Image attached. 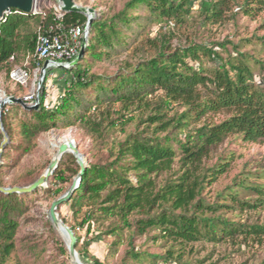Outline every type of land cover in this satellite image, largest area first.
Instances as JSON below:
<instances>
[{
	"label": "trees",
	"instance_id": "16d2710c",
	"mask_svg": "<svg viewBox=\"0 0 264 264\" xmlns=\"http://www.w3.org/2000/svg\"><path fill=\"white\" fill-rule=\"evenodd\" d=\"M196 1L129 0L114 15L95 18L83 58L73 69L66 70L71 76L64 82V94L55 109L46 106V91L40 97L38 109H26L20 103L3 108L2 120L11 141L15 132L21 136L20 145L13 149L24 152L32 150L37 137L52 128L79 124L98 133L108 122L106 128L125 130L124 126L138 118L133 114L135 111L150 109L146 117L140 118L137 130L118 144L116 158L108 163L90 164L71 199L58 208L62 220L78 238L76 249L83 261L88 247L81 242L80 229L88 225L90 231L95 220H114L110 232L116 234L117 239L109 256L119 250L125 230H133L134 235L159 231L153 238L181 244L207 241L217 245L238 236L264 235V225H246L226 215L231 207L257 209L264 206V168L245 171L235 177L226 193L229 198L223 193L217 201L210 202L203 195L207 186L230 170L233 161V156L222 157L217 163L208 165L207 159L214 147L231 135H239L253 143L264 141V60L241 52L225 59L217 48L227 50V42L211 46L197 42L175 45V31L169 29L170 22L176 26L186 24ZM235 5L239 7L237 13L233 11ZM199 8L205 22L223 23L237 14L255 18L264 11V0H201ZM54 18L52 11L11 13L1 23L0 74L9 73L27 54H34L39 29L48 28ZM86 20L83 13L69 12L63 22L82 25ZM31 24L35 25L34 29ZM148 24H156L159 29L155 37H146L147 47L153 50L146 56L147 47H140L139 42ZM258 41L264 50V35L258 37ZM135 44H138L139 56L125 59L117 72L93 71L97 63L113 61ZM11 55L16 57L14 64L9 62ZM203 58L214 65L204 66ZM251 60L261 66L260 81ZM35 66L32 61L30 68ZM159 93V100L153 106L152 98ZM117 105L120 109L114 111ZM19 112L25 117L15 125ZM114 113L119 116H113ZM221 114L226 117L218 122L212 120ZM140 124L145 127L141 129ZM7 150L5 147L0 164L2 187H5L2 172ZM69 158L72 165L65 164L62 159L48 188L40 189L53 195L54 200L67 192L66 185L72 180L70 175L79 170L75 157L69 154ZM177 159L176 178L159 187L157 177L173 171ZM131 173L136 175V180L131 178ZM40 190L31 194L0 192V264H5L15 249L20 218L27 208L26 200ZM243 191L256 195L254 201L243 200L240 197ZM222 198H231L234 205L223 203ZM63 205L69 206L75 216L82 214L78 225H72L62 216ZM132 215L139 217L132 221ZM54 238L69 257L67 246L55 235ZM128 256L132 264L150 261L153 264H191L175 263L172 249L163 255L132 249ZM92 261L93 264H106L97 258Z\"/></svg>",
	"mask_w": 264,
	"mask_h": 264
},
{
	"label": "rangeland",
	"instance_id": "374dc122",
	"mask_svg": "<svg viewBox=\"0 0 264 264\" xmlns=\"http://www.w3.org/2000/svg\"><path fill=\"white\" fill-rule=\"evenodd\" d=\"M77 4L86 9H94V18L102 15L110 17L121 11L129 0H75ZM197 0L192 10L188 22L182 26H176L170 22L169 29H174L175 36L173 43L175 45H189L190 43H204L209 46L214 43H226L227 50H222L223 57L226 59L228 55H237L238 52L249 53L256 59L264 60V50L258 41V37L264 35V11L260 12L255 18L237 14L234 19L223 23L205 22L200 15L199 3ZM242 2V0H239ZM58 0H36L38 11L48 13L54 10V6L58 4ZM239 7L234 6V12H238ZM234 12L230 13L232 15ZM86 17L87 14L83 13ZM32 29L35 28L31 24ZM159 29L158 25H147L141 32L140 47H147L146 37H155ZM164 28V31H167ZM232 41L233 44H230ZM138 44L131 46L129 51L120 56H116L113 61L100 62L93 67L94 72L113 74L119 70L125 59H136L139 56L137 51ZM235 46V47H234ZM238 46V50L236 47ZM148 49V50H147ZM147 55L153 53V50L147 47ZM141 53V52H140ZM204 59V66H213L214 63L208 59ZM191 63L192 61L189 60ZM22 59L18 65H23ZM257 79L260 81L263 76L261 66L255 61H250ZM15 64L13 65V67ZM12 67V68H13ZM44 63L40 66V72L37 76L31 67V79L27 85L17 84L10 77V72L4 71L0 74V98H8L11 96L21 98L29 106L40 107V97L46 91V106L49 109H55L60 103L64 94V82L71 75L62 69L48 71L45 80L42 82V71ZM36 79V80H35ZM35 80V81H34ZM160 93L152 99L153 106L158 102ZM12 103H7L10 105ZM120 106L117 105L114 111H118ZM150 109L142 112L137 110L133 114L137 115L134 121L121 127L106 128L108 122L103 124L98 133L90 132L81 125H73L69 127H59L50 129L41 133L35 140V146L32 150L24 152L20 149H13L21 143V136L17 132L14 133L13 140L6 145L8 147V155L6 156V165L2 172V181L5 187L26 186L31 184L32 179L41 176L51 163L56 152L55 146L63 143L65 138L72 140L77 144L80 153L84 155L85 167H89L93 163H108L113 161L118 154L119 143L123 141L127 135L135 132L139 126L140 118L146 117ZM131 114V115H133ZM174 112H170V115ZM118 117L119 115L113 114ZM25 116L19 112L15 118L16 123L20 122ZM226 114L214 117L212 120L218 122L224 119ZM14 125V126H15ZM106 129H105V128ZM145 124H140L143 129ZM153 128V127H151ZM16 130V129H15ZM7 132V131H6ZM9 135V134H8ZM10 137V136H9ZM4 139V135L0 129V146ZM60 146V145H59ZM69 154L65 153L63 161L65 164L72 165ZM73 155V154H72ZM76 163L79 170L76 174H69L71 181L66 185L67 191L70 189L74 181L80 178L81 167L78 159ZM233 156L231 168L222 175L217 182L207 186L204 191V197L210 202L217 201L224 193V197L229 196L228 188L234 184L235 177L245 171L255 172L260 168H264V141L261 143H253L243 140L239 135H231L222 144L214 147L207 159L208 165L217 163L222 157L229 158ZM74 164V163H73ZM76 167V164L73 165ZM179 170L178 159L171 172H166L157 177L158 186H163L168 180L176 178ZM131 178L136 180V175L131 173ZM49 186V185H48ZM42 188L46 189L48 188ZM243 200L254 201L256 195L252 192L243 191L240 195ZM54 200L53 195L40 190L37 194L31 195L26 200L27 208L24 215L20 218V225L15 237V249L7 259L5 264H73L71 256H67L62 252L60 246L55 242L60 239L67 246L64 238L61 236L57 228L53 225L49 211ZM223 203L231 205V198H222ZM60 213L72 225H78L81 222L82 214L75 216L73 210L67 205L61 207ZM227 217L239 223L246 225L261 224L264 225V206L257 209H241L238 206L228 208ZM138 215H132L130 218L134 221ZM114 220H95L90 226L88 225L80 229L82 235L81 242L83 246L87 245L85 264H93L92 259L97 258L106 264H132L129 259L128 251L132 249L142 252L148 251L156 254H166L169 249L174 250L175 263H191V264H263L264 263V235L252 236L245 238L238 236L229 239L217 245L201 241L198 243L181 244L180 242L153 238L158 235L159 231H150L145 235H134L133 230H125L122 234L123 243L114 256H109V250L117 239V235L110 232ZM116 222V219H115ZM89 243V244H87ZM70 254V253H69ZM182 255V256H181ZM138 264H153V262H143Z\"/></svg>",
	"mask_w": 264,
	"mask_h": 264
},
{
	"label": "built area",
	"instance_id": "2783aa9c",
	"mask_svg": "<svg viewBox=\"0 0 264 264\" xmlns=\"http://www.w3.org/2000/svg\"><path fill=\"white\" fill-rule=\"evenodd\" d=\"M58 1L59 3L54 6V10L52 11L55 16L54 23L44 30L40 28L37 33L34 54H27L22 60L24 62L23 65L15 64L11 70L10 77L17 84L27 85L31 79L32 70L30 64L32 61L36 65V69L34 70L36 76L40 72V66L43 63L45 64L46 61H49V64L45 75L48 71L55 69H62L64 71L73 69L76 66L74 62L80 57L82 49L86 50L90 43V16L87 15V20L82 25H65L63 20L67 12L64 10V4L61 0ZM11 13L25 12L14 8L4 11L0 17V26ZM39 13L45 14L37 10L35 3L33 11L27 14ZM9 62L12 64L16 62L15 55L10 56ZM81 179V177L78 179V186L81 184Z\"/></svg>",
	"mask_w": 264,
	"mask_h": 264
},
{
	"label": "water",
	"instance_id": "95a60500",
	"mask_svg": "<svg viewBox=\"0 0 264 264\" xmlns=\"http://www.w3.org/2000/svg\"><path fill=\"white\" fill-rule=\"evenodd\" d=\"M61 2L64 4V10L67 13L77 12V13H85V14L89 15L90 16L89 24H90V26H92V23L95 19L93 16V14L95 12L94 9L82 8L77 4V2L75 0H61ZM35 3H36V0H0V17L3 15L4 11L9 10L10 8L19 9V10L24 11L25 13H31L35 7ZM84 54H85V49L83 48L81 51L80 57L74 62V65H77L81 61ZM48 64H49V61H46L44 64L43 74H42V82L46 78L45 72H46V69L48 67ZM7 103H20V104L24 105V107L26 109H38L39 108L38 107L39 104L36 106L29 107L24 102L23 99L17 98L14 96L8 97L4 101V103L0 104V129L4 135V139H3L2 144L0 146V164L2 162L3 151L6 147V145L10 141V137L4 128V124H3V120H2V111H3L5 104H7ZM68 152L72 153L73 155H75L77 157L79 165L81 167V172H80L81 176L80 177H82L86 171L84 160H82V158H81L82 154L80 153V150H79L78 146L75 145V143L65 141V142L60 144L59 151H58L59 157L52 159L48 168L45 170V172L36 181H34L33 183L26 185V186H13V187H2V186H0V192L5 193V194H12V193L31 194L37 190H40L42 188L47 187L49 185V180H50L51 176L55 173L56 169L59 167V164L62 160V157L64 156L65 153H68ZM78 187L79 186H78V179H77L76 181H74V183L72 184L70 189L64 195H62L61 197H59L58 199H56L52 202V205H51V208L49 211V216H50V219H51L54 226L59 224L64 229V231L67 235L68 244L67 243L66 244H67V248L69 250L71 259H73V258L76 259L75 264H85L81 260L79 253L76 249L78 238H77L75 232L67 223H65L62 220V218L60 217V215L58 213L59 206L65 202L69 201L71 199V197L73 196V194L78 189Z\"/></svg>",
	"mask_w": 264,
	"mask_h": 264
},
{
	"label": "bare ground",
	"instance_id": "6f19581e",
	"mask_svg": "<svg viewBox=\"0 0 264 264\" xmlns=\"http://www.w3.org/2000/svg\"><path fill=\"white\" fill-rule=\"evenodd\" d=\"M5 100H6V98L1 97V98H0V104L4 103ZM65 141H69V142H71V143H75L74 141L69 140L68 138H65V139L63 140V142H65ZM59 145H60V144H58V145L55 146V148H56V152H55V154H54L53 159L59 157V155H58V151H59V147H60ZM75 145H77V144H75ZM81 158H82V160H85L84 155H81ZM55 227L57 228V230L59 231V233L61 234V236L64 238V240H65L66 243L68 244L67 235H66L64 229L61 227V225L58 224V225H56ZM75 261H76V259L73 258V259H72L73 264H75Z\"/></svg>",
	"mask_w": 264,
	"mask_h": 264
}]
</instances>
